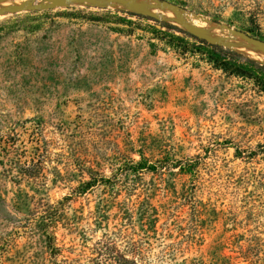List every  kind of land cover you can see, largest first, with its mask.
Listing matches in <instances>:
<instances>
[{"label": "rangeland", "instance_id": "374dc122", "mask_svg": "<svg viewBox=\"0 0 264 264\" xmlns=\"http://www.w3.org/2000/svg\"><path fill=\"white\" fill-rule=\"evenodd\" d=\"M144 1L264 41V0ZM120 11L0 16V264H264V94Z\"/></svg>", "mask_w": 264, "mask_h": 264}, {"label": "water", "instance_id": "95a60500", "mask_svg": "<svg viewBox=\"0 0 264 264\" xmlns=\"http://www.w3.org/2000/svg\"><path fill=\"white\" fill-rule=\"evenodd\" d=\"M75 4L79 6L93 4L102 8H115L135 15L166 22L178 27L184 32H187L202 41H205L210 45H217L228 49H236L237 44H239L230 42V36L222 37L213 35L209 29L190 23L187 19V11L185 8L167 1L152 3L144 0H0V16L24 12L47 11L64 7L70 8ZM158 10L179 14L180 19L168 17L163 13H159ZM231 33L240 37V43L243 41H248L253 49L264 52V41L244 32L231 30Z\"/></svg>", "mask_w": 264, "mask_h": 264}, {"label": "trees", "instance_id": "16d2710c", "mask_svg": "<svg viewBox=\"0 0 264 264\" xmlns=\"http://www.w3.org/2000/svg\"><path fill=\"white\" fill-rule=\"evenodd\" d=\"M120 12H124L125 14H128L130 16H138L139 18H146L144 16L135 15L126 11H120ZM90 20L101 21V19L99 18L90 19ZM151 20L156 21L161 27L171 30L173 33H169V35L167 36L174 42H177L179 44L185 42V38L176 35V32H180L183 35H185L187 38L193 39L197 44H200V46H203L207 49L209 54V59L217 69H220L238 78L252 81L260 90V92L264 94V63H262L261 61L250 58L236 50H231L217 45H210L205 41H202L194 37L193 35L184 32L183 30L179 29L178 27L172 24L162 21H157L155 19H151ZM122 22H125V20L122 19ZM250 35L253 37H258V35L254 33L253 34L251 33ZM168 44H172V43L169 42ZM131 170H132L131 172L134 175L142 174L145 171L154 173L158 170V166H156L154 163H150L148 159L145 158L143 154H141V160L139 162L133 163ZM86 172L89 175L90 180L85 181L84 183L81 184L79 188L82 190V192H86V190H91L98 184H107L106 182L110 180V178H105V177L99 178L98 175L93 173L94 172L93 169H89V171ZM188 173H191V171H188ZM141 217L147 218V211H144ZM111 261L112 264H137L136 261H131L125 256L121 257L117 255H114Z\"/></svg>", "mask_w": 264, "mask_h": 264}, {"label": "bare ground", "instance_id": "6f19581e", "mask_svg": "<svg viewBox=\"0 0 264 264\" xmlns=\"http://www.w3.org/2000/svg\"><path fill=\"white\" fill-rule=\"evenodd\" d=\"M19 1V0H17ZM159 13H163L165 15L166 11H162V10H158ZM179 19V17H177ZM188 21L192 24L195 25H200L199 19L196 17H191L190 19H188ZM209 29L213 35H217V36H222V37H227V35L229 34V38H231L229 41L232 43H239L237 44V48L238 50L242 51L243 53L247 54V55H258L260 59H262L264 61V52L257 50V49H253L250 46V43L248 41H243L242 43L239 42L240 37L238 35L232 34L231 31H229L228 29L219 26V25H211Z\"/></svg>", "mask_w": 264, "mask_h": 264}]
</instances>
